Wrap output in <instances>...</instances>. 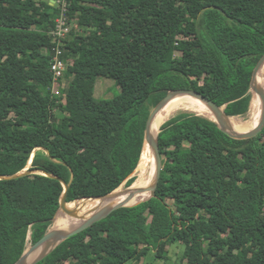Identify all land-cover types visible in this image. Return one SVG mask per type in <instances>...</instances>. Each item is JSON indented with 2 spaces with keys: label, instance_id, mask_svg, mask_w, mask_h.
I'll return each instance as SVG.
<instances>
[{
  "label": "trees",
  "instance_id": "obj_1",
  "mask_svg": "<svg viewBox=\"0 0 264 264\" xmlns=\"http://www.w3.org/2000/svg\"><path fill=\"white\" fill-rule=\"evenodd\" d=\"M57 1L0 0V177L47 172L70 185L68 203L131 186L147 120L171 90L197 91L228 116L248 117L264 0H68L64 78L74 79L65 95L53 91L50 69ZM96 78L120 93L94 98ZM158 142L155 196L114 211L38 264L136 263L173 243L184 245L178 264H264V128L236 140L181 112ZM64 191L40 174L0 179V264H15L45 235Z\"/></svg>",
  "mask_w": 264,
  "mask_h": 264
},
{
  "label": "water",
  "instance_id": "obj_2",
  "mask_svg": "<svg viewBox=\"0 0 264 264\" xmlns=\"http://www.w3.org/2000/svg\"><path fill=\"white\" fill-rule=\"evenodd\" d=\"M264 67V56L261 58L259 63L257 64L251 80L250 92L253 96H258L260 99L261 104V116L260 121L257 127L248 132H240L233 128L230 124L229 119L232 118L228 116L225 112V106L220 107L213 101L209 100L201 93L197 91L191 90H171L168 94L152 109L150 116L147 120L146 129H145V138H144V148H149L153 157H154V165H155V173H154V181L151 185L150 197L147 199L155 196L156 188L159 184L160 175L162 171V156L160 153L159 142H158V135L159 133L154 136L155 131V122L158 115L161 111L166 107V105L174 99L177 95H190L198 100H200L214 115V119H210L216 122L219 128L226 133L229 137L236 139V140H246L256 137L261 130L264 128V90L258 87V78L261 70ZM252 106V102H251ZM206 118V117H205ZM31 164V162H30ZM140 164V163H139ZM138 168V167H137ZM137 170V169H136ZM135 170V172H136ZM135 172L133 176H135ZM31 174H40L50 178H54L59 180L64 186V194L60 201V209L56 214L53 223L49 230L45 233V235L36 243L32 244L28 249L25 250L24 254L15 264H38L43 259H45L48 255H50L61 243L65 242L66 240L70 239L71 237L85 231L86 229L90 228L94 224L106 219L110 214L114 211L125 208V207H132L138 204L127 206L134 197L137 195L145 192L147 189L144 187L136 186V181L129 187L127 190L118 191L120 189L117 188L115 191L96 198H86L82 200H99L102 203L101 207L94 211L90 217L86 220L82 221L79 225L73 228H58V225L61 220H66L67 218H77L79 216L78 208L70 209L68 208L67 202V194L70 188L69 184H66L61 178L53 176L44 171H29L25 169L23 172H20L11 177H0V179H15L25 175ZM145 200V201H147ZM143 201V202H145ZM142 203V202H141Z\"/></svg>",
  "mask_w": 264,
  "mask_h": 264
},
{
  "label": "bare ground",
  "instance_id": "obj_3",
  "mask_svg": "<svg viewBox=\"0 0 264 264\" xmlns=\"http://www.w3.org/2000/svg\"><path fill=\"white\" fill-rule=\"evenodd\" d=\"M264 77V67L261 70L258 78V87L261 88L260 82L261 79ZM181 111H186L190 113L197 114L202 117H206L208 119H214L213 113L198 99L190 96V95H177L174 99H172L166 107L161 111L158 115L156 122H155V131L154 136H156L162 126L167 123L172 117L176 114L180 113ZM261 116V104L260 99L258 96H253L252 98V106L248 117L245 120L239 119L237 117H232L229 119L230 124L233 128L240 132H248L255 129L260 121ZM257 117V119H256ZM249 123V124H248ZM248 124V125H247ZM247 125L246 127H244ZM154 173H155V165H154V157L146 147L142 153L140 164L135 172L136 176V186L144 187L147 190L136 197H134L127 206H132L138 203H141L147 200L150 197V187L154 181ZM128 188V187H127ZM118 191H124L119 189ZM93 201V205L89 203ZM102 203L99 200H83L78 203H69L68 208L75 209L78 208L79 216L77 218H67L66 220H61L62 222L59 223L58 228H73L82 221L86 220L91 214L98 210L101 207ZM29 247V246H28Z\"/></svg>",
  "mask_w": 264,
  "mask_h": 264
},
{
  "label": "rangeland",
  "instance_id": "obj_4",
  "mask_svg": "<svg viewBox=\"0 0 264 264\" xmlns=\"http://www.w3.org/2000/svg\"><path fill=\"white\" fill-rule=\"evenodd\" d=\"M183 37L185 38L184 34L179 35V38H183ZM179 55H180V53L177 52L176 56H179ZM67 64L69 65L68 62H66V65ZM68 65L66 67H68ZM65 72H67V68L64 69V73ZM64 73H63L61 85L56 86L53 89V91L57 94L65 95L64 93L67 92L68 89H70V86L72 85V82L74 79V76H73L74 74H70V76L68 78H64ZM91 78H92V76H90V79ZM90 89H91L90 92L92 91V93H94V98H96V99L110 100L114 96H116L117 94L120 93V89L116 85V83L113 80H109L106 78H98V79L96 78V79L92 80V84H91ZM181 112H186V111H181ZM188 113H190V112H188ZM237 118L245 120L241 117H237ZM127 187L128 186L123 184L120 186V189L127 190L131 186H129L128 188ZM80 201H83V200H79V201H76L74 203H78ZM89 204L93 205V201H91ZM31 245H32V243L30 241H28L26 248L28 249ZM183 250H184V245H182L180 243H173L169 246L168 252L166 254H164L163 256L161 255L162 252H160V254H159V251L157 252V254H159L161 256V257L159 256L160 258H158L154 252L150 251V252H148V254H144L140 261H138L136 263L135 262H128L126 264H178Z\"/></svg>",
  "mask_w": 264,
  "mask_h": 264
},
{
  "label": "built area",
  "instance_id": "obj_5",
  "mask_svg": "<svg viewBox=\"0 0 264 264\" xmlns=\"http://www.w3.org/2000/svg\"><path fill=\"white\" fill-rule=\"evenodd\" d=\"M57 5H60V13L56 19V26L50 31L53 41L57 44L53 49L54 55L50 64V69L54 78V87L58 86V82L63 77L66 61L64 60L65 48L63 41L67 40L73 30L72 22L68 16L69 3L68 0H58Z\"/></svg>",
  "mask_w": 264,
  "mask_h": 264
}]
</instances>
